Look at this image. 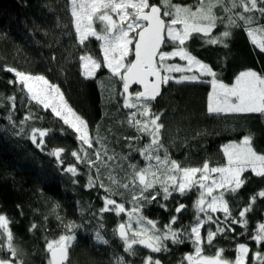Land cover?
I'll return each mask as SVG.
<instances>
[{"label":"snow or ice","instance_id":"obj_1","mask_svg":"<svg viewBox=\"0 0 264 264\" xmlns=\"http://www.w3.org/2000/svg\"><path fill=\"white\" fill-rule=\"evenodd\" d=\"M69 4L79 45H86L90 38L100 41L103 66L122 82L123 108L129 110L127 124L136 132L135 136L123 137L128 154L120 155L109 149L106 139L98 131L93 135L88 122L68 104L59 85L51 83L44 75H33L14 67L4 70L14 74L15 79L8 83L26 92L29 103L35 101L44 110H50L57 120L76 133L79 147L70 153L76 163L68 164L63 170L76 176L80 174L78 164L87 166L85 187H99L106 193L102 197L104 206L99 209L101 219L106 212L117 216L125 214L127 218L113 229V235L123 242L124 252L135 256L139 245L151 253H161L168 251L169 242L179 245L190 241L194 252L186 254L181 264H249L250 253L251 264H264V252L259 250L264 246V222L258 223L249 235L257 245L255 251L247 243H240L236 246L235 260L224 256V248H218L212 255L205 254V246H213L218 236L234 233V225L246 230L247 214L253 211L258 199L264 198V189H261L249 197L247 205L237 215H233L228 199L246 184L245 173L251 171L254 176L264 178V153L253 147V136L244 135L239 144L224 145V165L210 166L205 161L200 167L182 166L170 157L162 142L165 130L161 122L163 113L152 107L162 95L163 87L170 82H196L209 76L212 78L209 81L212 86L208 96L209 113L264 115V74L248 69L239 72L233 83L226 84L217 79L218 74L211 65L193 55L188 47V42L198 37L206 45L226 48L232 29L243 27L251 43L264 52V23H261L264 20V0H196L195 5L174 3L173 0H69ZM217 9L223 15H217ZM218 22L225 30L212 35ZM258 33L261 34L259 39ZM169 45L172 48L166 51ZM177 57L185 63L171 62ZM79 59L88 78L95 77L96 71L102 67L101 61L88 51ZM174 73L181 75L177 77ZM133 85H139L141 90L131 92ZM7 100L10 106L7 119L17 129L15 134L23 135L26 122L39 117L29 112L17 125L13 120L16 97L9 96ZM49 132V129L33 127L28 138L43 151L44 138ZM145 137L148 142L137 147ZM132 151L143 157V167L130 161ZM65 152V148L59 147L48 154L64 166L61 155ZM102 176L106 177L107 184ZM194 188L199 195L193 204L192 222L180 224V215L188 207L183 203L174 207V214L162 227L157 226L158 221L143 215L145 206L159 203V200L167 202L174 193L186 196ZM126 194L130 196L127 200L129 208L125 202L114 198L124 200ZM160 207L168 211L167 203L160 204ZM217 213H222L223 219ZM11 223L8 215L0 212V264H25L23 251L15 243ZM36 227L33 224L30 231ZM64 227L67 234L46 242L47 264H66L69 248L76 240L75 229L83 225L69 222ZM103 231L101 222L93 238L97 243L107 245L109 241L104 238ZM114 264L128 262L121 256ZM143 264H161V260L149 254L144 257Z\"/></svg>","mask_w":264,"mask_h":264},{"label":"trees","instance_id":"obj_2","mask_svg":"<svg viewBox=\"0 0 264 264\" xmlns=\"http://www.w3.org/2000/svg\"><path fill=\"white\" fill-rule=\"evenodd\" d=\"M173 2L195 5L196 0ZM216 11L217 15H223L219 9ZM224 30L218 22L212 35H219ZM226 42L228 47L225 48L206 45L200 38L194 37L188 42V47L193 55L211 65L218 74L217 79L226 84L233 83L239 72L248 69L264 74V52L251 43L243 27L233 28ZM100 43L90 38L86 45H79L69 0H0V212L6 213L12 221L10 227L16 245L23 251L25 264H47L49 254L45 250L46 242L67 234L64 225L69 222L83 227L75 229L76 240L69 248L66 264H114L121 256L128 264H143L144 257L149 254L161 260V264H181L186 254L194 252L190 241L179 245L169 242L168 251L161 253H151L140 246H136L135 256L124 252L123 242L113 235V229L122 222V216L106 212L101 219L99 209L104 206L102 197L106 193L99 187H85L88 182L87 166L78 164L80 174L76 176L63 170L68 164L76 163L70 155L79 147L76 133L57 120L50 110H44L35 101L29 103L26 92L19 86L8 83L15 76L5 71L6 67L44 75L51 83L59 85L68 104L88 122L93 135L98 131L106 139L109 149L127 155L129 150L123 137L135 136L136 132L127 124L129 110L123 108L122 82L103 66ZM171 48L172 45H169L165 50ZM85 51L102 64L93 78L83 73L79 56ZM171 62L183 64L179 58ZM211 79L203 76L196 82H170L152 104L154 111L163 113L161 122L165 130L162 142L170 157L182 166L200 167L205 161L210 166L224 165V145L240 142L248 134L253 136V147L264 153V115L209 113ZM135 91L139 89L134 87L132 92ZM13 95L16 97L13 120L17 125L29 112L39 117L27 121L25 133L19 136L7 119L10 110L7 97ZM33 127L50 130L44 138L43 151L28 138ZM147 142L145 137L136 146ZM59 147L66 149L61 155L64 166L48 154ZM130 161L140 167L145 164L143 157L135 151L131 152ZM245 176L248 179L244 187L234 197H228L233 215L247 205L251 195L264 189V178L254 176L251 171ZM102 178L107 184L106 177ZM74 180L77 182L74 183ZM198 195L194 188L186 196L174 193L167 202L158 198L159 203L145 206L143 215L158 221L159 227H162L174 214V207L183 203L188 207L180 215V224L186 225L193 220V204ZM114 198L125 202L126 208L131 207L127 203L130 199L127 194L124 200ZM163 203H167L168 211L160 207ZM216 215L223 219L222 213ZM247 220L246 230L234 225L235 232L216 237L213 246H205V254L212 255L218 248H224V256L235 260L236 246L240 243H247L255 251L257 245L249 239V235L258 223L264 222V198L256 201L253 211L247 214ZM101 222L104 238L109 241L107 245L97 243L93 238ZM33 224L37 227L30 231ZM241 232L246 234L240 235ZM259 250L264 252V246Z\"/></svg>","mask_w":264,"mask_h":264},{"label":"rangeland","instance_id":"obj_3","mask_svg":"<svg viewBox=\"0 0 264 264\" xmlns=\"http://www.w3.org/2000/svg\"><path fill=\"white\" fill-rule=\"evenodd\" d=\"M97 28H99V25H97ZM261 37V34H257V38L259 39ZM178 58V57H177ZM180 60V59H179ZM182 61V60H181ZM183 62V64L185 63L184 61H182ZM173 63H176V62H173ZM178 64H182V63H178ZM182 64V65H183ZM109 70V69H108ZM110 71V70H109ZM97 72H98V70L96 71V74H97ZM96 74H95V76H96ZM178 74L179 73H174L173 75H175V76H177V77H179L178 76ZM187 74H191V73H187ZM235 143H237V144H239L240 142H235ZM159 174V173H158ZM176 194V193H175ZM121 216H122V221L123 220H125L127 217L125 216V214H121ZM158 227H159V225H157ZM133 227H135V225H133Z\"/></svg>","mask_w":264,"mask_h":264},{"label":"water","instance_id":"obj_4","mask_svg":"<svg viewBox=\"0 0 264 264\" xmlns=\"http://www.w3.org/2000/svg\"><path fill=\"white\" fill-rule=\"evenodd\" d=\"M134 87H136V88H138L139 90H141V87L139 86V85H133L131 88H130V91L132 92V89L134 88ZM162 93H163V89H162ZM159 98V97H158ZM157 98V99H158ZM139 246V245H138ZM140 247H143V246H140ZM143 248H145V247H143ZM145 249H147V248H145ZM149 250V249H148ZM68 257H69V251H68Z\"/></svg>","mask_w":264,"mask_h":264},{"label":"flooded vegetation","instance_id":"obj_5","mask_svg":"<svg viewBox=\"0 0 264 264\" xmlns=\"http://www.w3.org/2000/svg\"><path fill=\"white\" fill-rule=\"evenodd\" d=\"M67 263V262H66Z\"/></svg>","mask_w":264,"mask_h":264}]
</instances>
